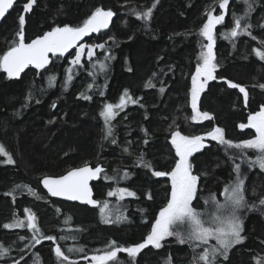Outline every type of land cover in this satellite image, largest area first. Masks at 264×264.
<instances>
[{
  "label": "trees",
  "instance_id": "1",
  "mask_svg": "<svg viewBox=\"0 0 264 264\" xmlns=\"http://www.w3.org/2000/svg\"><path fill=\"white\" fill-rule=\"evenodd\" d=\"M25 3L19 0L0 23V55L12 45L21 14L25 15L26 42L56 26H80L97 7L112 10L114 16L107 29L83 41L105 47L95 48L92 57L86 52L79 65L71 64L74 50L52 56L47 70L30 67L19 78H8L0 69V145L14 161L7 163L8 157L0 153V245L9 249L0 264H61L57 245L69 257L64 264H91L93 256L111 250L112 241L122 248L134 246L150 233L170 198V178L157 177L153 171L167 172L175 166L172 132L198 135L220 127L226 139L237 143L255 135L254 129L239 125L264 105V88L260 87L264 61L254 52L264 50V0H249L253 10L244 22L251 25L252 35L227 39L232 13L243 16L246 8L242 0H230L225 21L215 29L216 79L207 82L198 101L199 110L212 119L198 121L191 119L192 76L207 44L200 34L207 13L224 11L217 0H36L28 13ZM148 8H152L150 18L137 15ZM70 67L69 82L66 70ZM53 76L55 80L49 83ZM227 81L246 88L247 105L243 93L230 88ZM149 82L153 87H146ZM126 89L136 103L118 110L111 122L113 135L105 139L100 112L107 103H119ZM141 155L151 168L141 166ZM256 155L252 149H226L210 140L191 158L194 173L200 176L193 207L205 219L216 212L215 202L208 198L215 196L224 204L223 189L235 180V164L241 165L249 205L239 210L246 239L230 250L227 260L220 258L219 264L264 261V205L260 204L264 171L247 163ZM86 163L105 167L94 189L100 206L107 201L115 209L106 214L112 223L103 221L98 208L52 198L41 185L44 176H59ZM115 188H127L136 195L123 200L109 197L107 193ZM29 212L35 215L41 236L54 240L36 244L28 228H4ZM121 214L127 218L117 221ZM70 248L83 251L70 252ZM193 258L191 245L168 237L159 249L148 245L135 258L121 252L116 262L107 264H193Z\"/></svg>",
  "mask_w": 264,
  "mask_h": 264
},
{
  "label": "snow or ice",
  "instance_id": "2",
  "mask_svg": "<svg viewBox=\"0 0 264 264\" xmlns=\"http://www.w3.org/2000/svg\"><path fill=\"white\" fill-rule=\"evenodd\" d=\"M246 5L243 16L237 15L235 12L233 15V27L226 34L227 39L238 37L241 34L252 35L250 29L251 25L244 22V19L252 12V5L249 0H242ZM36 0H27V3L23 5L25 13L30 12L33 9ZM220 9L224 10L219 15H214L211 11L207 13V21L203 24L200 34L206 38L207 44L203 45L204 50L200 54V60L196 66L195 74L192 76L191 86V108L193 115L191 119L193 121L198 120H210L212 117L206 111L201 112L198 107V101L200 95L204 91L205 86L209 80H215L214 73L217 69L216 57L214 53V44L216 41L215 29L218 25H221L225 21V15L228 12L230 0H217ZM14 6V0H0V18H3L9 9ZM143 19H148L152 15V8H148L143 13H137ZM114 13L112 10H105L103 7H97L87 17L80 26H70L65 24L63 26H56L51 30L44 32L42 35L36 36L31 39L30 42L25 40V15L21 14L18 17L19 30L15 34V38L12 45L7 48L6 51L0 55V69L7 74L8 78H19L21 73L25 71L30 65L35 69L47 70L46 66L51 62L50 56H63L69 51V49H76L75 57L71 61L72 65H79L81 63V57L87 49V54L92 57L95 48H104L105 44L98 45H84L79 43L85 36L91 33H98L101 29H107L109 23L112 20ZM255 39V37H253ZM264 44V41H262ZM256 56L260 60L264 61V50L260 48L254 49ZM103 67V65H101ZM68 73L67 81L72 80L73 68L66 70ZM202 78V79H201ZM55 80V77H49V83ZM230 88H238L240 93H243L245 105L248 103V92L245 87L236 84L232 81H228ZM91 87V85H89ZM146 87H153L149 82ZM264 88V85H260ZM164 91L163 88L160 89ZM103 93H101L102 95ZM83 95V94H81ZM91 97H85L90 99ZM136 103L135 100L128 94L126 89L124 95L119 99V103L112 104L107 103L104 105L103 110L100 112V116L103 117L106 125L105 139L113 135V129L111 127L112 120L118 115V110H123L127 103ZM55 107V105H53ZM241 129L250 128L255 130V135L247 140L240 142H233L226 139L224 129L215 127L211 131L204 135H183L180 131H174L171 133V145L175 149V166L170 171H153V174L157 177H169L171 180V193L170 198L166 206L160 209L158 217L155 219V223L152 224L151 231L147 235L143 243L136 244L129 247L116 246V242H111V250L105 252L103 255L93 256L92 260L96 264H107V262H116L118 254L123 252L131 258H135L142 249L148 245H152L159 249L162 247V241H165L168 237H176L177 241L181 244L191 245L194 258L193 264H219V259L227 260L229 258L230 250L234 246L240 245L246 239V236L242 235L244 232V221L239 213L240 209L249 207L245 196V181L242 178L241 165L235 164L234 171L236 173L235 180L228 186L224 187L223 194L226 198L224 204H220L216 201L215 196H210L208 199L215 202L216 212L212 215L205 217L193 207V201L197 199L198 183L200 176L194 174L193 164L190 162V157H193L194 153L199 152L205 147V138L209 137L213 141H217L220 145H223L226 149H252L256 151L257 155L255 159H249L247 163L250 167H258L264 171V105L260 106V109L247 117V123H241L239 125ZM112 143H116L115 139ZM147 143V141H145ZM127 150V149H125ZM0 153L7 156V163H13L12 157L5 151L4 147L0 145ZM141 166L151 168L150 162L143 160L141 155L139 159ZM104 172V169L97 165L91 167L87 163L82 167L73 168L67 171L66 174L59 177L43 178V186L54 197H65L71 201H82L91 205H100L98 202L92 199V189L89 187V181L94 177H97L100 173ZM128 173L125 172V177ZM107 179H113V177H106ZM33 195L36 193L29 189ZM109 197L119 196L121 200L125 196L134 197L135 192L130 191L127 188H118L107 193ZM149 199L151 195L149 194ZM208 203V200H205ZM260 204L264 205V199L260 200ZM252 207H255L254 205ZM109 208L107 201L100 206V213L105 223H112L106 215V211ZM127 217L117 215V221L124 220ZM70 219V218H69ZM36 217L34 214H29L27 217V224L23 220H14L11 224H5L4 228H16V227H28L33 230V233H39L40 229L36 224ZM187 225L184 231H179L182 225ZM35 238V237H34ZM43 239L54 240V237L47 236ZM23 239V238H21ZM64 239V237H62ZM210 240H214L215 243L210 247L207 246ZM35 243H41V238H35ZM202 248L199 253L196 250ZM69 251H83L80 249H69ZM9 249L0 245V257L6 256ZM55 253L58 258H61V264L64 261H68L69 257L61 250L59 245L55 248ZM18 264V262H14ZM35 264V262H34ZM74 264V262H70ZM170 264V261H169ZM257 264H264V261H258Z\"/></svg>",
  "mask_w": 264,
  "mask_h": 264
},
{
  "label": "water",
  "instance_id": "3",
  "mask_svg": "<svg viewBox=\"0 0 264 264\" xmlns=\"http://www.w3.org/2000/svg\"><path fill=\"white\" fill-rule=\"evenodd\" d=\"M19 0H14V6H13V8L15 7V5H16V3L18 2ZM13 8L12 9H9L8 10V12L5 14V16L3 17V18H0V23L7 17V15L13 10ZM91 34H93V33H91ZM91 34H89V35H87V36H85L81 41H79V43H82L88 36H90ZM75 50V48H73V49H69V51L67 52V53H65L64 55H69V54H71L73 51ZM57 55H59V54H57ZM49 56H50V59H51V57H52V55L51 54H49ZM30 67H34V66H29L28 68H26L25 69V71L24 72H26ZM23 72V73H24ZM23 73H21V75L23 74ZM223 80L221 79V80H219V82H222ZM228 82V81H227ZM89 166H91V167H96V166H93V165H91V164H88ZM82 166H84V165H82ZM82 166H79V167H82ZM99 166H101L103 169H104V171H105V167L103 166V165H99ZM74 168H77V167H74ZM73 169V168H72ZM71 170V169H70ZM67 172H65L64 174H66ZM103 173V172H102ZM102 173H100L97 177H94L92 180H90L89 181V187L92 189V199H94V200H96V201H98V202H101V200L100 199H98L97 197H96V192H95V189H94V183H96V182H98L100 179H101V177H102ZM64 174H62V175H64ZM47 176H49V177H59V176H61V175H59V176H53V175H47ZM44 177H46V176H44ZM43 177V178H44ZM43 178L41 179V185H42V187H43V189L51 196V194L47 191V189L43 186V183H42V180H43ZM52 198H55V199H59V200H63V201H67V202H71V203H78V204H81V205H87V206H90V207H92V208H98L99 206L98 205H91V204H88V203H86V202H82V201H71V200H68V199H66L65 197H54V196H51Z\"/></svg>",
  "mask_w": 264,
  "mask_h": 264
},
{
  "label": "rangeland",
  "instance_id": "4",
  "mask_svg": "<svg viewBox=\"0 0 264 264\" xmlns=\"http://www.w3.org/2000/svg\"><path fill=\"white\" fill-rule=\"evenodd\" d=\"M82 44H84V45H88V44H86L85 42H83ZM75 52H76V49H75ZM87 52V49H85V52H84V54ZM93 52H94V50H93ZM84 54L82 55V57H81V59L83 58V56H84ZM74 57H75V55H74ZM73 57V58H74ZM73 58H72V60H73ZM214 75H215V73H214ZM202 79V78H201ZM247 123V122H246ZM245 123V124H246ZM182 133V132H181ZM183 135H187V134H185V133H182ZM198 135H204V134H198ZM189 136H192V135H190L189 134ZM210 140H211V138H209V137H206L205 138V141H204V143H205V147L204 148H206L208 145H210ZM173 147V146H172ZM203 148V149H204ZM173 149H174V147H173ZM203 149H201L200 151H202ZM199 151V152H200ZM244 152H245V150H243ZM198 153V152H197ZM174 154H175V149H174ZM196 153H194L193 154V156L195 155ZM176 156V155H175ZM177 158V157H176ZM192 157H190V162L193 164V162H192V159H191ZM193 168H194V165H193ZM195 174V173H194ZM114 189H112L111 191H113ZM115 190H116V188H115ZM113 197H116V196H113ZM117 197H119L118 195H117ZM114 211H115V209L112 207V206H109V208H108V210L106 211V214H112V213H114ZM98 213H100V207L98 208ZM29 214H31L30 212L29 213H27V215L22 219V218H20V220H23L24 222H25V224H27V217H28V215ZM36 222V221H35ZM37 224V223H36ZM186 227H187V225L185 224V225H182L179 229H177V230H179V231H182V230H185L186 229ZM167 239V238H166ZM211 241L212 240H210L209 241V243H211ZM163 242V241H162ZM99 256V255H98ZM91 264H96V262H94L93 260H92V258H91Z\"/></svg>",
  "mask_w": 264,
  "mask_h": 264
},
{
  "label": "flooded vegetation",
  "instance_id": "5",
  "mask_svg": "<svg viewBox=\"0 0 264 264\" xmlns=\"http://www.w3.org/2000/svg\"><path fill=\"white\" fill-rule=\"evenodd\" d=\"M38 226V225H37ZM26 228H28V227H26ZM39 229H40V227H38ZM29 230H31V231H33L32 229H30V228H28ZM41 229H40V232L39 233H33V236L35 237V238H41V240H44L43 238H42V236H41ZM35 238H34V240H35ZM26 240H28V239H26Z\"/></svg>",
  "mask_w": 264,
  "mask_h": 264
},
{
  "label": "bare ground",
  "instance_id": "6",
  "mask_svg": "<svg viewBox=\"0 0 264 264\" xmlns=\"http://www.w3.org/2000/svg\"><path fill=\"white\" fill-rule=\"evenodd\" d=\"M219 80H221V79H219ZM239 128H240V127H239ZM244 129H245V128H244ZM49 196H50V195H49ZM99 207H100V206H99ZM99 207H98V208H99Z\"/></svg>",
  "mask_w": 264,
  "mask_h": 264
}]
</instances>
